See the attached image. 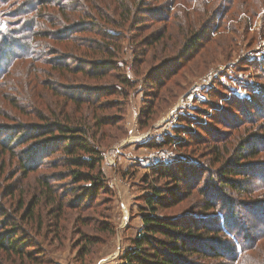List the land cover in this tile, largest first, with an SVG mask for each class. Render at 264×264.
<instances>
[{
	"label": "trees",
	"instance_id": "trees-1",
	"mask_svg": "<svg viewBox=\"0 0 264 264\" xmlns=\"http://www.w3.org/2000/svg\"><path fill=\"white\" fill-rule=\"evenodd\" d=\"M263 1L185 0L182 5L186 3L195 5L196 8L192 12L185 13V10L180 9V15H178L175 10L168 11L164 16H155L151 19L156 23L166 22L167 25L175 12V17L182 21L183 31L178 30L176 33L178 42L170 45L164 39L175 40V38L172 35L170 37L165 35L166 28L161 33L159 29L151 30L145 26L149 22L146 19L148 17L144 16L147 13L144 10L150 8L148 0H12V2L0 0V5L13 3L8 11L0 13V95L7 87L14 86V79L17 85L24 86L28 77L33 93L37 91V98L40 99V89L45 87L53 93L52 97L58 100L56 108H46V111L52 113L49 118L45 114L46 111L41 108L43 106L40 102H37L38 106L36 103H33L32 107L22 104L18 106L19 102L7 98L9 97L7 93L2 95L1 98L6 97V100L16 108L21 107L22 113L26 114L27 108L32 110L34 117L43 123L35 125L34 133L25 134L15 144L21 147L27 142L36 140L51 141L49 147L44 148H52V153L45 154L44 158L50 159L53 154H59L60 157V160H56L53 164L45 160H37L34 164L25 163L26 158L19 160L22 178L35 174L40 166L47 171L52 168L60 171L37 176L34 182L27 186L22 181L8 187L6 197L15 198L14 213L17 217L12 223L10 222L12 218L9 217L3 224L5 228L9 225L18 226L11 228L9 233L0 234V264L39 262L37 258L40 257L33 255L36 247L23 237L24 233L38 245L36 237L42 233L43 227L47 223L56 222L54 234L58 236L59 230L64 229L62 225L68 222L66 216L68 209L78 212L85 202L89 204L85 209H91L94 205H98L97 199L109 196L111 193L102 170L104 156L99 140L107 134L106 128L113 127L121 131V128L116 127L119 122L101 115L104 110L111 108L107 104L98 106L101 112L95 107L92 115L83 111L73 112L69 106L65 108L68 103H72L74 107L83 110L82 107L90 105L93 100L92 97L76 93L74 90L60 92L55 87L60 78L55 74L66 72L65 78L67 75H73L76 79L80 77L103 80L118 72V81L122 90L112 87L110 89L112 92L107 96L115 95L126 99V91L131 88V81L127 73H123L117 67V61L123 43L128 42L134 51L133 66H138L137 70H140L143 65L158 66L147 78L148 84L151 78L152 91L157 90L156 94L152 92L151 98L158 102L160 100L158 96L164 99L165 96L162 98L161 94L169 93L173 78L178 77L183 68L197 64L205 65L202 57L206 48L216 41L222 42L229 37L224 33V30H228L229 20H239L238 24H244L246 22L244 19L250 17L253 23L259 18L258 13L264 10ZM232 12L243 14V16H240V19L235 18ZM8 15L13 21L7 19ZM261 17L264 18L262 15ZM256 32L261 34L260 30ZM227 33L232 36L238 35L236 30L235 33L233 31ZM62 43H66L70 48L69 53L75 51L76 55L73 53L68 56V59L76 62L75 65L64 64L59 59H55L62 55L55 44ZM45 49L46 56L50 57L48 60L43 58ZM174 57H178L176 66L168 68L169 59ZM196 60L199 61L193 63ZM190 63L193 64L190 65ZM39 65L50 69L45 79L46 72ZM49 78L54 79L53 83L51 80L48 81ZM20 79L22 81H19ZM21 94L24 93L20 92L19 97ZM26 96L29 97L28 94ZM94 106L95 104L91 107ZM155 107L154 102L153 104L150 102L143 111L141 122L143 123L146 119L143 126L155 113ZM260 120L262 122L259 123L243 119L242 123L229 126L226 134H214L212 142L206 141V137H198L194 142L181 140L177 143L180 145L178 149L187 156L183 161L191 159L188 153L194 154L200 146L208 147L206 151L212 158L210 160L212 168H208L213 172H208L210 177H205L204 172L208 170L207 167L200 173L202 167L189 163V166L183 168L185 164L183 162H180V165L177 164V169L170 167L162 171L163 177L170 179L175 188L153 186L151 195L144 197L145 210L148 212L142 213L143 230L132 239V247L124 254V264H185L183 260L192 257L201 261L223 260V262L235 264L239 258L245 261L244 254L247 251L256 250L249 245V242L245 244L246 246H242V241L236 235V229L240 226L246 228L248 225L241 215L235 220L234 213L237 205L230 196L251 197V203H245L251 211L263 204L261 203L263 202L261 199H264L263 184L259 188L261 191L256 192L250 188V184L233 179V177L247 179L245 171L249 167L246 163L256 160L263 151L256 150L254 145L248 144L251 141L249 138L253 135L256 136L255 139L264 140V137H260L263 135L258 134L259 131L264 130V115ZM13 138L6 142L0 141V157L12 151L10 142ZM166 143V145L173 143V138H167ZM227 155H229L228 159ZM12 158H15L14 154ZM192 167L197 172H192ZM206 179L213 181V183L209 182L211 183L210 191L211 193L214 190L218 191L216 199L209 195L204 196V191L198 188L202 183H207ZM67 181L71 182L73 187L68 189L67 194L62 195L61 188L57 184ZM18 184L20 189L17 188ZM78 191L83 196L82 199L73 203L67 201L68 196H75ZM196 192L201 193L203 197L201 203L195 207L199 209L198 216L192 217L186 213L180 216L160 217L157 214L161 209L169 210L185 202ZM256 193H258L257 196ZM226 196L230 197L229 206L232 207V212L229 214L231 215L224 214L228 208V205L223 206ZM2 212L1 216L9 214V211L4 208ZM223 216L226 218V225L221 224V221L224 222ZM97 222V231L115 234L116 229L111 224L100 220ZM80 223L82 226H92L87 219H83ZM24 224L25 231L19 226ZM79 234L81 236L77 244L79 249L77 259L80 264H91L90 258L94 256V248L101 241L98 237H92L85 232ZM223 238L231 241L221 244ZM220 245H224V249ZM255 254L257 259H254L251 264H264V254Z\"/></svg>",
	"mask_w": 264,
	"mask_h": 264
},
{
	"label": "rangeland",
	"instance_id": "rangeland-1",
	"mask_svg": "<svg viewBox=\"0 0 264 264\" xmlns=\"http://www.w3.org/2000/svg\"><path fill=\"white\" fill-rule=\"evenodd\" d=\"M148 1L150 8L144 10L147 11L144 16L148 17L146 19L149 22L145 26L151 28V30L159 29L161 33L166 28L165 35L169 37L172 35L175 40L166 38L164 41L174 45L178 42L176 33L178 30L183 31L182 21L175 17V12L172 15L171 22L167 25L166 22L156 23L151 21V19L155 18V16H164L168 11L174 10L180 15V9L185 10V13H189L196 8L195 5L187 3L182 5L185 0L180 2L179 0ZM11 4L13 6V3L0 5V13L8 11ZM238 14L234 13L232 16L240 19L243 14ZM258 14L259 18L255 19L253 23L250 17L244 19L246 20L244 24H238L239 20H229L228 30H224V33L229 37L222 42L216 41L206 48L202 57L205 60V65H191L199 61L196 60L190 63V67L183 68L179 76L173 78L169 93L161 94L162 98L165 96L164 99L158 96V99H160L158 102L151 98L154 91L150 87L151 78L149 84L147 83L148 76L155 72L152 70L158 66L143 65L140 69L141 71L137 70L138 66H133L134 51H132L128 42L123 43L119 60L117 61V67L123 73H127L131 81V88L126 91V99L115 95L107 96L108 93L112 92L110 90L112 87L122 90V86L118 81V72L112 74L115 77L110 76L103 80L82 79L80 77L76 79L73 75H67L65 78L66 72H53L60 78L58 85L55 86L60 92H72L74 90L76 93L79 92L84 96L92 97L93 100V103L88 104L89 106L84 105L82 107L83 110H79L76 106L74 107L72 103H68L65 108L69 106L73 112L81 113L83 111L92 115L95 107L100 111L101 109L98 106L107 104L111 108L104 110L101 115L110 117L115 122L118 121L119 123L116 127L121 128V131L113 127L106 128L107 134L99 140L104 156L102 170L105 173L107 185L111 190L110 195L97 199L99 200L98 205H94L91 209H85L89 205L87 202L78 212L77 210L68 209L66 214L68 222L62 225L64 229L59 230L60 234L58 236L54 234L56 222L47 223L43 227L42 233L39 236L36 235V239L39 242L38 245L32 241L33 239H29L25 233L24 236L22 235L36 247L33 255L40 258H37L39 262H35V264H80L77 259L79 251L77 244L80 241V232H85L92 237H98L101 241L94 248V256L90 258L91 264H124V254L132 247V239L142 233L143 230L142 213L148 212L145 210L144 197L151 195L153 186L175 188L170 179L163 177L162 171L170 167L177 169V164L180 165V162L185 163L183 168L189 166V163L193 166L202 167L199 171L200 173L203 172L201 170L206 169L205 167L212 168L210 166L212 158L208 156L209 152L206 151L208 147L200 146L194 154L188 153L191 158L188 159L191 161H183L184 157L187 156L184 155L182 150L178 149L180 145L177 143L181 140L183 142H194L198 137H206V141L212 142L214 134H226L229 126L242 123L243 119L245 121L262 122L260 119L264 115V18L261 15L264 17V10ZM5 15L7 16V14ZM7 19L13 21L10 15H8ZM235 30L238 34L237 36L227 33L232 31L235 33ZM257 30H260L261 34H258ZM55 46L62 54L55 57V59H59L64 64L75 65L76 62L74 60L68 59V56L75 53V51L69 53L70 48L67 47L66 43L55 44ZM43 54V58L50 59L49 56H46V49ZM170 59L168 68L176 66L175 63L178 61V57ZM39 66L46 72L45 79L50 69L43 65ZM211 72V80L205 83L204 81L208 79L206 76ZM49 80H51V83L54 81L51 78ZM19 81H22V79ZM25 81L26 84L21 86L17 85L14 79V86L5 89L4 93L9 96L7 98L12 101H18V106L22 104L32 107L33 103L38 106L39 103L37 102H40L41 106H43L41 108L45 111L47 110L46 108L57 107L58 100L52 97L53 93L50 90L45 87L41 88L39 92L41 97L39 99L37 98V91L35 90L33 93L28 77ZM20 92L24 94L19 97ZM155 92L157 90L153 93L156 94ZM3 94L0 95V141L6 142L10 138H14L10 142L12 151L0 157V234L9 233L11 228H17L18 226L9 225V227L5 228L3 224L9 217L12 218L10 219L11 223L17 217L16 213H14L16 208L15 198L6 197L8 187L22 181L27 186V184L33 183L37 176L60 171L55 170V168L47 171L40 166L42 168L39 167L35 174L28 178H22L21 175L23 173H21L19 165V160H22V158H26L25 163L34 164L37 160H45L53 164L56 160L59 161L60 157L59 154H53L50 159L44 158L45 154L52 153V148H44L45 146L49 147L48 145L51 144V141L36 140L27 142L21 147L16 146L15 143H18L22 136L27 133H34L35 129L33 127L43 123L34 117L32 110L27 108L26 114L22 113L21 107L16 108L15 105L6 100V97L1 98ZM27 94L29 95L28 98ZM59 100L63 101L62 99ZM150 102L152 104L154 102L156 106L154 110L156 111L143 126L146 119L143 123L141 122L142 114ZM93 104L95 106L91 107ZM45 114L50 118L52 113L51 111H46ZM258 134L263 135L260 137H264V130L259 131ZM20 135L21 137H19ZM169 137L173 138V143L166 145V140ZM255 138L256 136H251L249 138L251 141L248 144L250 146L254 145L256 150L262 149L261 157L259 156L256 160H250L246 163L249 167L245 171L247 179L240 177H233V179L247 185L250 184L252 190L256 192L258 190L259 192L261 191L259 188L264 185V140ZM12 154L15 156L14 159ZM228 157L229 155L226 158L228 159ZM210 168L207 171L205 170V177H210L208 172H213ZM192 172L197 171L193 168ZM205 182L207 183H202L198 188L204 191V196L209 195V197L216 199L218 191L214 190L212 193L210 191V185L213 181H207L206 179ZM57 186L61 188L62 195L67 194L68 189L73 187L69 181L58 183ZM17 188L20 189V184H18ZM18 195L19 192L17 193ZM257 195L258 193H256ZM230 197L237 205L234 213L235 220L241 215V217H244V222L247 221L248 225L246 228L240 226L236 229L238 239L242 241V246H246L245 244L249 242V245L256 248L253 252L247 251L244 254L245 261L239 258L235 264H251L254 259H257V254L255 253L264 254V199H261L263 204L251 211L245 205V203H251V197ZM230 197H225L223 205H228L224 212V214L228 213V215H231L229 213L232 212V207L229 206ZM82 198L83 196L78 191L75 196H68L67 201L73 203ZM202 200L201 193L196 192L186 199L185 202L169 210L161 209L157 214L160 217H172L187 213L186 215L195 217L200 214L199 209L195 207ZM3 208L9 211L8 216H1ZM223 218L224 222L221 221V224L226 225V218L224 216ZM83 219H87L89 225L92 224V226H82L80 222ZM98 220L111 224L116 229L115 234L110 235L108 232L101 233L97 231ZM19 226L25 231V224ZM221 241V244H226L231 240L223 238ZM220 246L224 249V245ZM39 251L41 252L37 254ZM183 262L185 264H232L223 262V260H218L217 262L210 260L201 261L196 257L185 258Z\"/></svg>",
	"mask_w": 264,
	"mask_h": 264
},
{
	"label": "built area",
	"instance_id": "built-area-1",
	"mask_svg": "<svg viewBox=\"0 0 264 264\" xmlns=\"http://www.w3.org/2000/svg\"><path fill=\"white\" fill-rule=\"evenodd\" d=\"M212 72L209 73L206 77L208 78L207 81H204L205 83H208V81L211 80Z\"/></svg>",
	"mask_w": 264,
	"mask_h": 264
}]
</instances>
